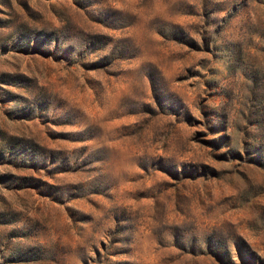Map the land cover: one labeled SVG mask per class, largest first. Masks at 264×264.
I'll return each instance as SVG.
<instances>
[{"label": "rangeland", "instance_id": "374dc122", "mask_svg": "<svg viewBox=\"0 0 264 264\" xmlns=\"http://www.w3.org/2000/svg\"><path fill=\"white\" fill-rule=\"evenodd\" d=\"M0 264H264V0H0Z\"/></svg>", "mask_w": 264, "mask_h": 264}, {"label": "trees", "instance_id": "16d2710c", "mask_svg": "<svg viewBox=\"0 0 264 264\" xmlns=\"http://www.w3.org/2000/svg\"><path fill=\"white\" fill-rule=\"evenodd\" d=\"M216 255H221V251H219L218 253H215ZM203 254H200V256H202Z\"/></svg>", "mask_w": 264, "mask_h": 264}]
</instances>
